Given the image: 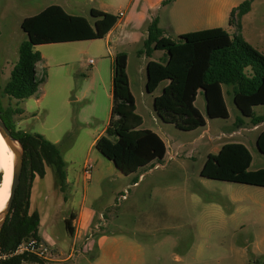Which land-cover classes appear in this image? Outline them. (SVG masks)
I'll return each mask as SVG.
<instances>
[{"label": "rangeland", "instance_id": "obj_1", "mask_svg": "<svg viewBox=\"0 0 264 264\" xmlns=\"http://www.w3.org/2000/svg\"><path fill=\"white\" fill-rule=\"evenodd\" d=\"M50 4H59L70 13L92 19L88 10L98 8L100 0H0L1 106L22 108V113L12 114L15 128L40 133L50 141L58 139L57 146L69 171H82L86 159L92 160L94 168L115 167L92 145L96 134L108 125L111 109L113 60L104 40L37 45L36 49L44 56L43 67L37 68V75L44 74V81L37 92L23 100L3 93L18 58L19 45L27 39L20 26L22 19ZM171 37L177 38L174 34ZM129 52L128 72L137 98V111L144 120L141 127L155 130L165 141L167 152L161 160L153 162L152 169L148 170L150 165L141 167L130 176L115 178L114 184H108L116 190L126 185L128 195L120 205L104 209L110 228L125 230L143 246L144 264H264L261 215L264 189L200 175L208 152H216L225 142L243 143L246 135L251 138L245 141L252 156L250 170L264 167V154L253 139L260 129L252 135L248 132L251 123L235 126L234 119L241 114L230 96H225L229 117L208 118L202 92L197 95L195 105L207 119L210 135L205 133L200 137L204 127L181 130L173 123L162 121L153 107L141 103L139 86L143 74H138L135 68L134 63L139 60L136 54ZM160 53L154 57L158 58ZM90 59L93 63H89ZM254 112L264 114V105L255 106ZM46 168L51 180L49 185L41 182L42 193L36 199L44 202L47 197L51 208V220L45 228L54 241V245L47 242L54 249L50 256L63 258L71 243L64 224L69 207L58 179L56 184L50 178L54 169ZM140 173L143 174L138 183L133 185V179L137 180ZM103 188L106 193L108 189L105 185ZM114 197H110V202H115ZM254 237L256 245L252 246ZM66 264H89V260L74 256Z\"/></svg>", "mask_w": 264, "mask_h": 264}, {"label": "trees", "instance_id": "obj_2", "mask_svg": "<svg viewBox=\"0 0 264 264\" xmlns=\"http://www.w3.org/2000/svg\"><path fill=\"white\" fill-rule=\"evenodd\" d=\"M172 0H163V3ZM252 0H244L230 13V19L240 18L249 11ZM89 19L83 15L68 13L59 4H50L39 12L26 16L21 28L27 39L18 48L9 80L3 93L9 98L26 99L34 95L44 74L37 75V63L41 53L37 45L92 40L103 38L116 24L118 16L91 8ZM240 28V23L236 25ZM147 36L141 52L151 55L162 50L165 60L150 59L146 65V90L152 93L161 82L167 81L160 94L153 99V108L159 118L181 130L204 127L206 119L195 105L201 90L205 99L208 118H228L222 87L229 88L232 100L241 116L235 126H241L244 118L253 124L264 120L254 107L264 105V50L257 51L241 34L229 33L222 27L189 31L176 39L163 34L156 18L147 25ZM127 54L117 52L113 57L110 117L105 133L95 142L96 149L116 168L128 175L154 161L161 160L167 150L164 140L153 130L143 128L142 117L136 111L135 99L127 75ZM22 108L4 109L0 103V116L19 139L24 152L22 170L11 204V215L0 230V264H22L30 261L42 264L35 255L14 254L16 246L30 236L38 234L39 213L29 212L30 189L35 175L43 177L46 167H52L61 191L65 188V161L56 143L42 134L15 128L13 113ZM258 150L264 154V129L256 138ZM252 156L241 142H225L216 153H208L200 175L230 182L264 187V167L250 170ZM73 215L64 219L68 232H72Z\"/></svg>", "mask_w": 264, "mask_h": 264}, {"label": "crops", "instance_id": "obj_3", "mask_svg": "<svg viewBox=\"0 0 264 264\" xmlns=\"http://www.w3.org/2000/svg\"><path fill=\"white\" fill-rule=\"evenodd\" d=\"M242 1L244 0H172L171 2L163 3V0H100V6L95 9L110 12L118 16L116 24L103 38H100V40L105 41L111 61L117 52H126V70L129 86L135 99L136 111L137 98L133 92L132 82L128 72L129 51L134 52L136 57L139 59L136 63H134L135 68H137V73L143 74L141 86H139L140 93L143 98L141 103L143 105H150L153 107L154 97L161 93L162 88L167 83V81L160 83L164 84L158 93L156 90L160 84L152 93H149L146 90V65L148 61L150 59L159 61H164L166 59L164 51L162 50H154L151 55H146L144 52H141L143 48V40L147 36L146 28L148 23L153 18H156L158 26L164 31L163 34L165 36H169L170 38H172L171 34L178 36L189 31L222 27L231 34L239 32L244 40H246L251 46H253L257 51L263 52L264 0H252L249 11L244 13L240 18H237L235 15L231 21V10L237 7ZM91 8H89V12ZM120 12L122 13L121 15H119ZM238 23H240L239 29L236 27ZM158 51H161V53L158 55V58H155L154 56ZM41 57L42 58L37 63L36 68H38V66L43 67L42 61L44 56L42 53ZM91 75L92 77H95V73H92ZM222 90L224 99L225 96L231 97V94L228 93L229 88L223 86ZM199 93H201V90H199L198 94ZM137 113L139 112L137 111ZM257 115L264 116V114ZM248 123H251V126L248 128V132H250V134L253 135L255 130L260 129L259 132H255L253 135V139H255L256 144L258 134L264 129V120L257 124H253L248 118H244L241 126ZM106 127L107 126L103 127L96 134L92 140V145H95L96 140L105 133ZM210 128L211 127L208 125V121L206 119V124L202 133H200V137L204 136L205 133L210 135ZM243 140V144L245 145V141H250L251 138L249 135H246ZM51 142L57 144L58 139L52 140ZM221 146L222 144L215 151L217 152ZM97 156L98 157H96V159L99 161L100 157L99 155ZM149 165L150 168L148 170L154 167L153 162ZM52 174L53 177L50 178H53L54 183L56 182L57 184V176L55 173ZM142 174L143 173H140L138 175L137 180H135V178L133 179V185L138 183ZM111 175H113V177H111ZM130 175L131 174L124 175L118 168L112 167V165H105L104 167L100 166L97 168H94L93 165L91 175L89 177L84 174L83 167L80 172L69 171V169L66 168L65 188L64 191L60 190V192H63L66 196L64 200L68 204L69 215L72 214L73 219L71 221L72 232H69L71 243L67 249L68 253L64 257H67L69 254L74 252L77 256H84L85 259L89 260V264H144L143 246L136 242L125 230L118 227L116 229L110 228L111 222H109L103 212L104 209H107V207L112 205L118 206L121 204V201L128 198L126 193V197L119 200V195L127 189L126 185H123L119 190H116L113 185L108 186V184H114V181L116 180L115 178L128 177ZM50 180L48 168L45 169L43 177L35 175L30 190L29 212H32L33 210L38 211V234L41 239L54 245V241L48 234L47 230H45L51 220V208L48 204L47 197L44 202L37 201L36 199L38 195L42 193V190L40 189L41 182L45 181V183L49 185ZM104 185L108 189L106 193L104 192ZM262 188L264 189V187ZM79 189L82 190L81 193L79 192ZM112 195H115V202H110V197ZM261 207V215L264 221V192ZM251 245H256L255 237L251 242ZM60 254H63L62 249L60 250Z\"/></svg>", "mask_w": 264, "mask_h": 264}, {"label": "built area", "instance_id": "obj_4", "mask_svg": "<svg viewBox=\"0 0 264 264\" xmlns=\"http://www.w3.org/2000/svg\"><path fill=\"white\" fill-rule=\"evenodd\" d=\"M122 13L120 12L119 15ZM89 63H93V60L90 59ZM93 168V163L91 160L86 159L83 163V172L89 177L91 175V171ZM127 190H124L121 195H119V200H122L126 197ZM52 244H48L43 239H39L33 236H30L26 239H23L15 248L14 254H22L28 253L37 256L43 262V264H50L51 261L59 262L60 264H66V261L71 259L72 257H77V255L73 252L69 254L67 257L63 258H55L51 257L50 254L54 249L52 248Z\"/></svg>", "mask_w": 264, "mask_h": 264}, {"label": "water", "instance_id": "obj_5", "mask_svg": "<svg viewBox=\"0 0 264 264\" xmlns=\"http://www.w3.org/2000/svg\"><path fill=\"white\" fill-rule=\"evenodd\" d=\"M0 134L6 141L9 148L12 150L14 159H13V171H12V179L10 183V190L9 196L6 200L4 207L0 210V230L6 220L8 215H11L10 209L12 200L14 197L15 189L19 182V177L22 170V160H23V146L19 139L15 138L7 125L5 124L4 120L0 116Z\"/></svg>", "mask_w": 264, "mask_h": 264}, {"label": "bare ground", "instance_id": "obj_6", "mask_svg": "<svg viewBox=\"0 0 264 264\" xmlns=\"http://www.w3.org/2000/svg\"><path fill=\"white\" fill-rule=\"evenodd\" d=\"M14 155L0 134V210L9 196Z\"/></svg>", "mask_w": 264, "mask_h": 264}]
</instances>
